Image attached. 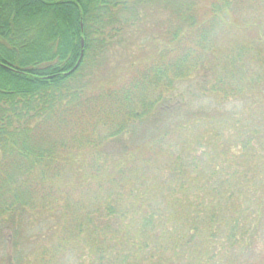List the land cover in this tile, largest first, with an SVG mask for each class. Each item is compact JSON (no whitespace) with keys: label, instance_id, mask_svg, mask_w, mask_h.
<instances>
[{"label":"trees","instance_id":"obj_1","mask_svg":"<svg viewBox=\"0 0 264 264\" xmlns=\"http://www.w3.org/2000/svg\"><path fill=\"white\" fill-rule=\"evenodd\" d=\"M263 234L264 0H0V256L249 264Z\"/></svg>","mask_w":264,"mask_h":264},{"label":"rangeland","instance_id":"obj_2","mask_svg":"<svg viewBox=\"0 0 264 264\" xmlns=\"http://www.w3.org/2000/svg\"><path fill=\"white\" fill-rule=\"evenodd\" d=\"M153 16V18H155V22L150 20V22L147 23L146 31L144 30L138 33L139 35L137 39H134L133 37H127L126 41L128 46H126L124 49H118L115 52V55L112 57L111 69L114 68L117 74L124 72L131 61L145 60L148 54L153 56L157 52L158 48L163 45V39L160 37L165 31L162 22L165 19L166 14L159 13ZM132 42L134 43L132 44ZM201 92L199 79L196 78L182 85L176 93L177 96L183 97L184 102H187L186 104L192 110H199V108L203 106L209 108L210 110H216L219 112L239 111L242 108L241 104L237 102H231L225 105H216L214 102L206 100L203 95L200 94ZM39 232L40 231L37 233ZM44 232L45 229L42 231V233ZM36 241L38 240H35V242ZM23 243L25 244L24 241ZM28 248L29 246L25 244L20 249H25V252H28ZM257 252L261 255L260 258L250 260L249 264H264V234L261 242L258 245ZM18 255L14 254L12 249L9 248L5 253H3V255L0 256V264H19ZM80 261L81 259L77 255L70 254L61 262V264H79Z\"/></svg>","mask_w":264,"mask_h":264}]
</instances>
